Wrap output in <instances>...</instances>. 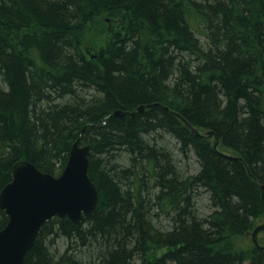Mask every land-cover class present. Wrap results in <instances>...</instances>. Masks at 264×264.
<instances>
[{"label": "trees", "instance_id": "16d2710c", "mask_svg": "<svg viewBox=\"0 0 264 264\" xmlns=\"http://www.w3.org/2000/svg\"><path fill=\"white\" fill-rule=\"evenodd\" d=\"M78 139L100 204L47 221L24 264H264L239 242L264 220V0H0V191Z\"/></svg>", "mask_w": 264, "mask_h": 264}, {"label": "water", "instance_id": "95a60500", "mask_svg": "<svg viewBox=\"0 0 264 264\" xmlns=\"http://www.w3.org/2000/svg\"><path fill=\"white\" fill-rule=\"evenodd\" d=\"M150 106L152 104L141 105L139 110ZM115 114L125 116L133 112L116 110ZM179 116L183 118L181 114ZM183 120L199 133L185 118ZM213 134L210 131V136ZM93 149L92 144L82 145L78 139L60 175L44 172L26 159L14 164L13 179L0 191V207L9 218L0 230V264H24L42 227L52 218L69 217L79 223L96 212L100 195L89 175ZM262 197L264 201V185ZM263 231L264 221L251 233L254 244L262 248L264 244L259 242V234Z\"/></svg>", "mask_w": 264, "mask_h": 264}, {"label": "rangeland", "instance_id": "374dc122", "mask_svg": "<svg viewBox=\"0 0 264 264\" xmlns=\"http://www.w3.org/2000/svg\"><path fill=\"white\" fill-rule=\"evenodd\" d=\"M114 19L111 20L108 16L101 17L97 19L95 22H93L87 29L86 32V38L84 41V48L86 51L90 54H94L100 46L105 44L109 38L111 37V32H110V27L113 25ZM117 21L114 23L116 24ZM198 36L201 38H204L203 35L199 32L197 33ZM199 168L197 162L192 159L189 162H183V169L189 174H192L197 171ZM210 203L207 200V196L203 195L200 197L199 200V207L202 212H204L205 215H209L212 212V209L210 208ZM264 221V220H263ZM261 221V222H263ZM260 222V223H261ZM163 223L167 224V220L163 219ZM252 232V231H251ZM251 232H249L247 235L239 239V242H248V243H253L252 242V235ZM260 240L261 242L264 241L263 235H260ZM63 249L65 248V245H63ZM163 250L157 251L156 254H161Z\"/></svg>", "mask_w": 264, "mask_h": 264}, {"label": "bare ground", "instance_id": "6f19581e", "mask_svg": "<svg viewBox=\"0 0 264 264\" xmlns=\"http://www.w3.org/2000/svg\"><path fill=\"white\" fill-rule=\"evenodd\" d=\"M147 108V107H146Z\"/></svg>", "mask_w": 264, "mask_h": 264}]
</instances>
